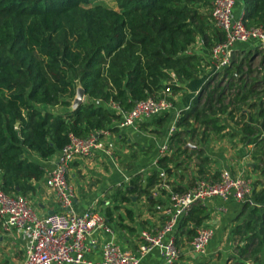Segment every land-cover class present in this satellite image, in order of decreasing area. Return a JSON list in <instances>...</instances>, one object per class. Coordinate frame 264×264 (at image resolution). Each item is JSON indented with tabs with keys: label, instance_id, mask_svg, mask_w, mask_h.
<instances>
[{
	"label": "trees",
	"instance_id": "obj_1",
	"mask_svg": "<svg viewBox=\"0 0 264 264\" xmlns=\"http://www.w3.org/2000/svg\"><path fill=\"white\" fill-rule=\"evenodd\" d=\"M91 1L0 0V187L6 193L34 192V181L46 171L38 158L48 159L60 150L70 133L85 137L100 129H116L119 113L109 102L129 109L139 99L165 95V86L173 99L183 89L181 83L202 67V56L190 46L200 38L211 48L225 38L211 18L212 0H115L117 8ZM243 1L245 25L264 27V0ZM241 67L238 61L221 69L226 89L233 87L232 92L226 93L220 79L211 85L209 78L178 115L171 152L157 160L168 175L170 163L179 165L181 154L200 152L185 138L194 136L197 124L198 140H203L209 131L225 130L224 119L232 121L243 133L241 142L254 145V155H264V135H253L258 129L254 123L264 125V100L248 101L264 87L243 80ZM78 85L85 89V98L71 108ZM243 103L255 111L245 112ZM165 117L153 118L152 123L162 125ZM205 159L200 156L201 173ZM159 168L132 175L114 196L131 201L132 196L143 195L161 203L152 190L158 184L166 192L159 184ZM260 168L264 176V164ZM250 198L241 203L230 225L236 242L228 264H264V179L254 181ZM125 209L132 217L131 208ZM106 213L112 216L109 207ZM208 216L206 204H192L179 220L176 244L180 234L193 237ZM117 217L126 226L121 213Z\"/></svg>",
	"mask_w": 264,
	"mask_h": 264
},
{
	"label": "crops",
	"instance_id": "obj_2",
	"mask_svg": "<svg viewBox=\"0 0 264 264\" xmlns=\"http://www.w3.org/2000/svg\"><path fill=\"white\" fill-rule=\"evenodd\" d=\"M236 3L232 7L234 8V13L232 12L234 17L240 11ZM257 42L256 38H250L247 42H236L234 44V51L238 50L243 55L250 50H256V48H260L255 45ZM242 43L248 44L243 45ZM190 51H194L202 56V67L196 76L206 75L207 80L210 77L212 69H214V64L210 58V48L205 46L202 40L198 38L190 46ZM206 80L200 86L198 85L199 80L193 77L181 83L183 89L179 93L172 95L173 99H170L172 106L161 114H165L164 120L169 121L162 131L161 137H155V132L160 130L164 121L162 125L152 123L153 118L160 117L161 115L143 118L137 121L134 126L119 127L116 123V129H105V132L98 135L97 140L100 144L96 145L89 155L76 156L70 162L68 178L73 186L72 207L80 212L95 205L97 209L104 213L107 222L112 227L111 233L97 231L92 234L96 236L97 241L91 250L86 251L85 256L87 259H99L101 257L102 243L108 239H112L126 249L136 251L140 230H154L162 223L164 216L160 208L162 210L169 202V193L165 188L166 192L159 189L158 184L152 188L155 200L161 199V203L156 201L151 202L152 200L141 195L144 197L143 202H141L144 204L143 206H141L142 204L136 207L129 206L132 210V217L125 211H122L119 205L115 206V204L120 203V197H116L114 194L128 184L132 175L140 173L144 176L150 169L154 167L159 168L157 163L160 156L158 148L165 138L169 136L170 126L176 121V114H180L182 110L189 107ZM182 92H194L191 102L184 107L179 103V96L184 95ZM184 96L186 97V95ZM224 120L228 124V120ZM142 122L144 124H141ZM228 129L227 127L226 130L220 132L209 131L205 139L198 140L199 145L187 144L190 148H198V151H200L193 153L205 156L206 158L202 161L205 171L199 175L208 174L209 178H214L223 168L229 169L233 174H238L246 171L247 167L250 168L253 165V162L249 160L251 144H244L243 148H241L242 142L238 141L236 145L235 143H231L230 139L232 135H228V132H226ZM154 142H156V145ZM149 143L154 144V148ZM58 155L59 150L48 159L38 158V161L41 162L46 171L40 179L34 181L36 187L34 192L26 195L30 206L37 215H44L50 211L62 209L54 192L45 183L47 169L53 166V162ZM172 164L170 163L172 172L170 175L167 174L168 181L174 183V185L180 184L185 186L188 179L186 176H181L180 173L175 177L176 169L174 170L173 166L175 165ZM138 199L139 196H132L131 203L135 205ZM206 206L209 216L203 220L201 225L209 226L212 229V237L208 242L206 253L203 255L193 254L190 241L188 243L184 241L185 244L181 247L179 257H184L183 261L186 264H197L199 261L211 262L217 260V256H220L222 259L223 257L220 253L224 247L222 238H226L227 236L230 237L231 243L234 242L229 229L241 204L234 200L222 201L217 197L208 200ZM108 207L112 210L111 217L109 215L108 217L106 213V208ZM119 213L122 216L121 222L125 223L126 226L121 225L120 221H118L117 216ZM25 245L26 239L20 230L3 226L0 231V264H22L25 256ZM180 258L177 260L178 263L182 261ZM159 260L160 252L154 247L141 258V264H157ZM177 262L174 264H177ZM65 264L87 263L66 262Z\"/></svg>",
	"mask_w": 264,
	"mask_h": 264
},
{
	"label": "built area",
	"instance_id": "obj_3",
	"mask_svg": "<svg viewBox=\"0 0 264 264\" xmlns=\"http://www.w3.org/2000/svg\"><path fill=\"white\" fill-rule=\"evenodd\" d=\"M236 0H212L211 18L225 35L222 41L210 48V58L214 66L224 67L231 61L236 42H247L256 38L258 47L264 48V27L246 26L241 16H233L232 7ZM165 95L148 96L137 100L129 109L120 108L113 102L109 104L119 113L116 123L119 127L135 125L146 117L159 116L172 106L168 96L170 88L165 86ZM179 115V114H178ZM176 114L175 119L178 116ZM176 129L175 121L170 126V134ZM105 129L92 132L82 137L72 133L64 144L53 166L47 169L45 183L57 197L61 210H53L44 215H37L30 206L26 195L9 194L0 187V221L5 227L20 230L26 239L25 256L22 264H141V258L156 247L160 252L157 264H174L180 254L176 244V231L179 220L194 203L206 204L208 200L220 198L222 201L234 200L242 203L250 200L252 181L243 172L233 174L229 169H221L214 178L200 177L194 184L183 190H173L168 183L167 173L159 169L161 183L169 193V202L163 207V221L154 230L141 229L136 251L122 247L112 239L102 243L101 257L87 259L86 251L91 250L97 238L94 232H112V227L101 210L95 205L76 211L72 207L73 186L68 178L70 162L76 156H87L98 142V135ZM169 136L160 144V155L167 154ZM251 203L253 201H250ZM209 226L200 225L190 240L193 254L203 255L212 237Z\"/></svg>",
	"mask_w": 264,
	"mask_h": 264
},
{
	"label": "rangeland",
	"instance_id": "obj_4",
	"mask_svg": "<svg viewBox=\"0 0 264 264\" xmlns=\"http://www.w3.org/2000/svg\"><path fill=\"white\" fill-rule=\"evenodd\" d=\"M102 3L104 5L113 7V8H117L116 2L115 0H92L91 3ZM236 4L237 6H239L240 11L238 13V15L236 16V18H238L241 13L242 10L244 8V1L243 0H236ZM235 7V6H234ZM233 9V13H234V8ZM235 15V14H234ZM259 41L257 42V44H255L256 46L259 45ZM243 45H246L248 43H242ZM253 51V52H252ZM264 52L260 51V52H256L254 49L250 50L248 53H245L242 55V53H240V51H234V54L231 57V60L229 64H231L232 62H238L241 61L242 67H241V74L240 76H242L243 80L245 79V81L248 84L253 83L254 86L259 88H263L264 87V62L262 61V57H263ZM223 67H216L214 66V69H212L211 73H210V84L213 85L217 80H221L225 90L226 86H227V78L225 77V75H221V69ZM224 76V78H223ZM237 76V75H236ZM194 79H198V85L200 86L205 80H206V75L204 76H196L193 77ZM208 78V79H209ZM233 91V87L229 88L226 93L228 92H232ZM182 94L186 95V97L184 95L179 96L180 97V101L179 103L182 104V106H186L187 104H189L194 96V92H182ZM185 97V98H183ZM264 100V92H260L258 91V93H254V94H250L248 101H253V100ZM241 107L243 108V110L245 112H253L255 111L254 108H251L247 105V103H243L241 104ZM56 110H61L63 109V107L61 106H56L55 107ZM239 114L236 113V117H238ZM168 120H164V124L160 127V130L158 132H155V137H161L163 134V130L164 128L168 125ZM257 126V130L255 131V133H253V135H264V125H260L258 123H254ZM158 127V126H157ZM227 127L229 128L228 131L226 132H230L228 133V135H232L231 131H234L233 135L231 136L232 138L230 139L231 143H238V141L241 142L240 137L242 136V131L239 129V126L237 124H235L232 121H228V124H226V129ZM159 128V127H158ZM225 129V130H226ZM234 129V130H233ZM201 132V127L197 124L196 125V129H195V134L193 137H188L187 135H185L186 138V144H196L199 145V141H198V137L200 135ZM184 136V134H182ZM247 136V135H246ZM245 136V137H246ZM170 139V138H169ZM171 140V141H170ZM169 140V145H171L173 143V139ZM154 144L156 145V142H154ZM154 144L149 143V145H151L152 148H154ZM241 148H243L244 146V142L241 143ZM238 150V149H237ZM254 150L255 147L254 145L251 144V150H250V156H249V160L251 162H253V165H251V167H247L246 171H243V173L248 176L251 181L252 184L254 183V181L258 180V179H264V176L261 174L260 172V167L264 164V155L262 153H260L258 156L257 154L254 155ZM171 152V149L168 150V153ZM179 165L177 166H173L174 170L176 169V173H175V177H177L179 175V173L181 174V176H186V178L188 179L187 184L184 186L186 187H190L194 184L195 180L197 178L200 177H208V174H202L199 175L201 172H199V162H200V155L196 154V153H191L189 156H184L183 154H181L179 156ZM173 165V164H172ZM172 185H174V183H172ZM140 199V200H139ZM139 199L136 201L135 205L131 203V201H123L121 202V200L119 201V207L121 208L122 211H126L125 208L129 207V206H134L136 207L137 205L142 204L141 206H143L144 204L141 203L143 202L142 200H144L143 196H139ZM151 205H155V204H151ZM163 209V208H162ZM139 210V209H138ZM160 211L162 212L161 208ZM192 237H187L186 235H181L179 236V241L177 242V246L178 248L181 250V247L185 244L184 241H186L187 243L191 240ZM220 241V239H219ZM223 241V245L224 247L221 250V254H222V259L220 258V256H217V260L211 261V262H219L218 264H228L226 259L230 257V252L235 251V248L233 247V244H235L236 240L231 243L230 237L226 238H222ZM215 242V241H214ZM213 242V243H214ZM231 248V250H230ZM230 250V251H229ZM229 251V252H228ZM180 258V257H179ZM178 258V259H179ZM213 258V256H212ZM182 261L180 263L177 264H186L183 260L184 257L180 258ZM191 264V263H189Z\"/></svg>",
	"mask_w": 264,
	"mask_h": 264
},
{
	"label": "water",
	"instance_id": "obj_5",
	"mask_svg": "<svg viewBox=\"0 0 264 264\" xmlns=\"http://www.w3.org/2000/svg\"><path fill=\"white\" fill-rule=\"evenodd\" d=\"M85 97V89L78 85L75 89V94L71 102V108H76L79 104H81Z\"/></svg>",
	"mask_w": 264,
	"mask_h": 264
}]
</instances>
